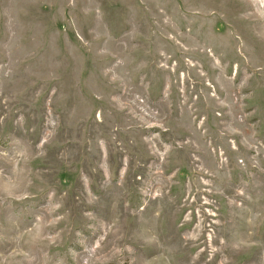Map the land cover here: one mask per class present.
Instances as JSON below:
<instances>
[{"label":"rangeland","instance_id":"1","mask_svg":"<svg viewBox=\"0 0 264 264\" xmlns=\"http://www.w3.org/2000/svg\"><path fill=\"white\" fill-rule=\"evenodd\" d=\"M0 264H264V0H0Z\"/></svg>","mask_w":264,"mask_h":264}]
</instances>
